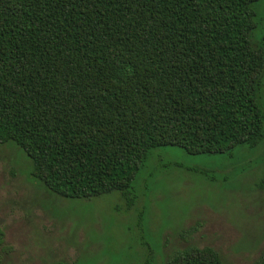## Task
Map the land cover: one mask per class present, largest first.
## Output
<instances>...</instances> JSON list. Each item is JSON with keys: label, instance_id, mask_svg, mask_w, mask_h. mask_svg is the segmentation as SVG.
Segmentation results:
<instances>
[{"label": "trees", "instance_id": "16d2710c", "mask_svg": "<svg viewBox=\"0 0 264 264\" xmlns=\"http://www.w3.org/2000/svg\"><path fill=\"white\" fill-rule=\"evenodd\" d=\"M258 1L0 0V145L23 149L30 174L51 192L118 191L126 209L153 148L257 146ZM10 249L0 226V251ZM162 264L231 263L191 245Z\"/></svg>", "mask_w": 264, "mask_h": 264}, {"label": "rangeland", "instance_id": "374dc122", "mask_svg": "<svg viewBox=\"0 0 264 264\" xmlns=\"http://www.w3.org/2000/svg\"><path fill=\"white\" fill-rule=\"evenodd\" d=\"M255 10L261 41L264 0ZM261 97L264 107V76ZM133 186L130 209L118 191L60 196L30 174L23 149L0 145V226L11 246L0 264H162L191 245L231 264H255L264 253V140L218 154L153 148Z\"/></svg>", "mask_w": 264, "mask_h": 264}]
</instances>
